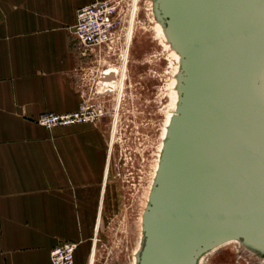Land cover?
I'll use <instances>...</instances> for the list:
<instances>
[{
  "label": "crops",
  "instance_id": "obj_1",
  "mask_svg": "<svg viewBox=\"0 0 264 264\" xmlns=\"http://www.w3.org/2000/svg\"><path fill=\"white\" fill-rule=\"evenodd\" d=\"M94 1L0 0V264H51L68 241L78 264L88 251L108 180L105 134L36 121L82 103L89 59L74 27Z\"/></svg>",
  "mask_w": 264,
  "mask_h": 264
},
{
  "label": "water",
  "instance_id": "obj_2",
  "mask_svg": "<svg viewBox=\"0 0 264 264\" xmlns=\"http://www.w3.org/2000/svg\"><path fill=\"white\" fill-rule=\"evenodd\" d=\"M198 4L203 6V0ZM251 5L255 18L252 16L254 23L250 29ZM211 9L214 18L219 20L220 32L215 30L207 42L206 51H212L209 57L215 77L205 90L210 100L209 115L221 126L223 158L218 161L210 154L196 162L191 158L187 168L183 167L186 176L176 183V193L167 202L172 154L179 147L178 130L187 107L188 80L195 53L191 44L177 33L170 0L159 2V13L174 39L187 51V60L179 114L173 120L151 206L146 213L140 264H195L203 252L235 239L264 253V240L248 235L242 227L245 215L253 220L260 215L264 217V0H215L213 7L209 0L207 10ZM228 134L235 141L229 143ZM184 151L185 158L191 156L188 147ZM217 172L220 179L212 181V175ZM228 220L232 226L226 224ZM191 222L199 227L203 225L204 229L194 235L188 228ZM161 229L166 237L163 235L157 240ZM252 229L256 233V227ZM154 249L159 250L160 261L157 258L152 262Z\"/></svg>",
  "mask_w": 264,
  "mask_h": 264
},
{
  "label": "rangeland",
  "instance_id": "obj_3",
  "mask_svg": "<svg viewBox=\"0 0 264 264\" xmlns=\"http://www.w3.org/2000/svg\"><path fill=\"white\" fill-rule=\"evenodd\" d=\"M111 1L117 39L109 46L110 53L107 48L100 57H88L83 84V94L90 104L105 113L95 123L85 125L103 130L105 169L109 170L104 202L96 218L97 223L100 217L99 230L96 232L95 223L82 264L92 263L93 245L94 264H133L165 124L173 109L179 67L176 53L157 30L154 0ZM120 53L128 55L123 93L118 94L117 89L105 93L108 88L99 83L98 77L106 69L122 67ZM198 264H264V253L232 243L205 254Z\"/></svg>",
  "mask_w": 264,
  "mask_h": 264
},
{
  "label": "bare ground",
  "instance_id": "obj_4",
  "mask_svg": "<svg viewBox=\"0 0 264 264\" xmlns=\"http://www.w3.org/2000/svg\"><path fill=\"white\" fill-rule=\"evenodd\" d=\"M162 0H154V14L155 15V23L158 32L162 35V37L168 42L170 45V48L173 50V53H176L179 67L177 71L176 78L174 80L175 84V90L173 92V109L168 114L167 122L165 131L163 133L164 140L161 146V151L158 159V163L156 166L155 171V177H154V183L152 185V188L150 190L148 202L145 207V211L142 216V225H141V238L138 242V247L134 253V261L133 264H140L141 260V254L144 249L145 245V237H146V213L151 206V197L152 193L154 191V188L156 186L158 176L160 173L161 165H162V159H163V153L166 147L167 142L170 138V130L172 127V123L174 118L179 114V107L182 99L183 94V74L185 69V64L187 60V51L181 47L180 43L176 41L169 30L166 20L162 17V15L159 13V2ZM199 0H170V6L172 12L176 15L175 17V28L177 30V33L187 42L191 44V50H193L195 59L193 60V68L188 80V100H187V107L185 110V116L182 122L180 123V127L178 130V149L175 150L172 154V160H171V168L169 172L168 182L170 184V188H167L169 190V196L167 199V202L172 199V197L175 195L176 190V183H179L181 180L184 179L186 176V172L184 171L183 167H186V165H189L191 163V158L193 161H197V159H200L201 157H204L205 155L210 154L213 158L220 161L222 160V148H221V141L219 136L221 135V126L215 124L214 118L210 117L209 112V98L207 96V92L205 90V86L209 83V81L213 80L215 77V72L213 70V65L211 62V59L209 56L212 54V51L208 53L206 49L207 42L210 36L215 34V30L217 32H220L219 27V20L214 18L213 9L209 12L207 10V4L209 0H203V6H200L198 4ZM210 3L215 4V0H210ZM253 6L251 5L248 14L255 18V13L253 10ZM187 11V12H186ZM186 15V16H185ZM253 17L251 18V24L250 29L253 27ZM228 37L230 34V31H228ZM127 49V47H126ZM255 49V48H254ZM254 52V51H253ZM125 60L121 67V75H117L118 69L111 68L108 74L109 76H106L104 78V82H106L108 85H110V88L107 90V93L114 92V89H117L118 94L122 95L123 89L125 86V80H126V70H127V64H126V54ZM128 56V55H127ZM219 70V67H218ZM218 72V71H217ZM113 75L115 79L113 78ZM105 83V84H106ZM229 129V128H228ZM230 129L228 130L229 133ZM228 142L230 143L231 140L235 141L232 134H228ZM228 143V144H229ZM230 145V144H229ZM189 148V151L191 153L190 157L185 158V148ZM111 151V150H110ZM189 153V154H190ZM202 153V154H200ZM223 158V157H222ZM108 168L105 169V176L108 177ZM184 171V172H183ZM212 179V181L216 179H220V173L217 172ZM106 179V178H105ZM237 180V178H236ZM238 183V181L236 182ZM215 185L212 186V189H215ZM182 187H180L181 190ZM179 190V191H180ZM241 200V199H239ZM242 201V200H241ZM236 209V208H235ZM101 216V215H100ZM264 217L263 215L257 216V219H252L251 216L245 215L242 220V227L243 231H245L248 235L252 236L255 235L256 238H259L261 240H264ZM158 221V219H156ZM235 224L237 222L236 219H234ZM255 221V223H254ZM159 222V221H158ZM233 222V223H234ZM99 223H100V217H98L97 225H96V232L99 230ZM159 224V223H158ZM228 226H232L231 220H228L226 222ZM256 227V233H253V229ZM189 229L193 231V234L196 235L197 231L203 230V225L199 227L197 226L196 222H191L188 226ZM199 233V232H198ZM163 235L166 237L165 231L160 230L158 234V239L160 240ZM232 243H242L247 245L248 247H251L250 244L243 242L241 240H230L222 245L216 246L210 250H207L203 252L201 255H199L196 259L195 264H198L200 261H202V258L205 254L209 252H214L221 248L224 245H229ZM171 246V244H169ZM168 246V247H170ZM173 247V246H171ZM260 250V249H259ZM96 255V245H93L92 249V256H91V264H94V258ZM152 256V262L158 258L160 261V255L159 250L154 249L151 253Z\"/></svg>",
  "mask_w": 264,
  "mask_h": 264
},
{
  "label": "built area",
  "instance_id": "obj_5",
  "mask_svg": "<svg viewBox=\"0 0 264 264\" xmlns=\"http://www.w3.org/2000/svg\"><path fill=\"white\" fill-rule=\"evenodd\" d=\"M114 10L111 0L94 1L78 10L74 35L83 49L82 54L84 57L88 58L93 54L100 57L107 48V53L111 52L109 46L113 45L117 39ZM120 60L123 64L125 60L123 53H120ZM110 69L102 71L98 77L99 83L108 89L110 85L104 82V78L110 75L108 74ZM115 69H118L117 75H119L121 67L118 66ZM107 90L105 93H107ZM105 93H100V96ZM104 116L103 109L90 104V99L83 94L82 103L77 111L67 114L45 113L36 122L42 127L52 130L57 127L92 124ZM78 247L79 244L72 241L64 242L54 247L50 253L51 264H75V255Z\"/></svg>",
  "mask_w": 264,
  "mask_h": 264
}]
</instances>
